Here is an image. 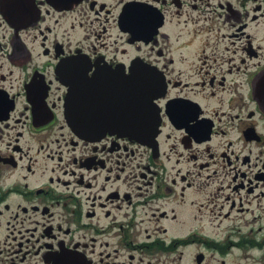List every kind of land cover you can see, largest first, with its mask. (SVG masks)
Masks as SVG:
<instances>
[{
  "label": "flooded vegetation",
  "instance_id": "flooded-vegetation-1",
  "mask_svg": "<svg viewBox=\"0 0 264 264\" xmlns=\"http://www.w3.org/2000/svg\"><path fill=\"white\" fill-rule=\"evenodd\" d=\"M138 72L154 137L68 127ZM0 264H264V0H0Z\"/></svg>",
  "mask_w": 264,
  "mask_h": 264
},
{
  "label": "water",
  "instance_id": "water-1",
  "mask_svg": "<svg viewBox=\"0 0 264 264\" xmlns=\"http://www.w3.org/2000/svg\"><path fill=\"white\" fill-rule=\"evenodd\" d=\"M159 89L160 85L153 86L138 75L131 104L127 91L124 93L116 85L112 92H103L104 99L92 110L84 107L80 86L69 84L64 116L69 127L81 137H97L106 132L130 137L150 136L158 126V113L152 101L159 96Z\"/></svg>",
  "mask_w": 264,
  "mask_h": 264
},
{
  "label": "rangeland",
  "instance_id": "rangeland-1",
  "mask_svg": "<svg viewBox=\"0 0 264 264\" xmlns=\"http://www.w3.org/2000/svg\"><path fill=\"white\" fill-rule=\"evenodd\" d=\"M233 253H235V252H233Z\"/></svg>",
  "mask_w": 264,
  "mask_h": 264
}]
</instances>
